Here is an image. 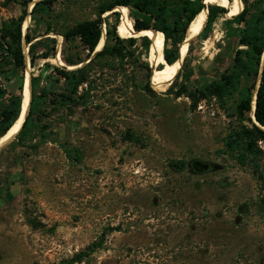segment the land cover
Masks as SVG:
<instances>
[{"label": "rangeland", "instance_id": "obj_1", "mask_svg": "<svg viewBox=\"0 0 264 264\" xmlns=\"http://www.w3.org/2000/svg\"><path fill=\"white\" fill-rule=\"evenodd\" d=\"M100 5L54 3L46 16L52 32L44 35L43 25L34 41L56 39L54 57L32 67L30 47L23 44V89L27 74H36L48 98L43 133L25 145L0 147V264H264V142L258 143L260 157L245 164L226 151L225 139L252 125L238 119L237 96L220 100L203 91L232 67L237 40L226 37L219 21L206 42L195 39L194 53L162 91L153 86V72L170 74L171 68L163 71V64L152 72L149 54L140 56L141 41L133 48L127 44L123 58L92 66L90 85L77 96L84 99L68 108L55 100L64 81L52 68L40 69L47 62L76 68L63 62L62 34L98 19ZM125 10L132 22L131 10ZM23 11L15 0H0V26ZM112 13L102 19L114 22ZM219 52L224 60L217 71L201 73L199 65L205 68ZM86 55L66 48L65 56ZM189 57L196 73L187 81ZM147 64L154 94L143 90ZM10 68L0 48L2 90L16 87L15 79L8 82ZM4 106L0 100V112ZM192 162L204 167L195 170ZM91 249L82 263L74 262Z\"/></svg>", "mask_w": 264, "mask_h": 264}, {"label": "trees", "instance_id": "obj_2", "mask_svg": "<svg viewBox=\"0 0 264 264\" xmlns=\"http://www.w3.org/2000/svg\"><path fill=\"white\" fill-rule=\"evenodd\" d=\"M20 3L23 8V15L18 19H12L4 22L0 26V48L5 51L7 65L10 66L11 78L17 84L13 91L8 89H0V100L5 101V106L0 112V138L4 136L15 124L21 114L24 93V80L27 59L23 51V44L30 47L29 56L32 67L36 65L38 59H50L54 57L56 52V39L46 37L36 42L38 29L43 25H47L44 35L52 32L51 26L47 23L46 16L51 12L54 3L57 0H41L38 1L31 12V25L26 35L23 33V25L28 16V8L34 0H15ZM204 0H101L98 8V19L93 21H84L78 23L63 33L64 44L68 49L78 50L79 48L87 51L86 58L79 56H65L66 48L62 51L63 62L69 67H78L77 69H65L51 64L44 63L43 68H39L44 72L48 68H52L58 79L64 81L63 91L55 95V100L68 108L78 105L77 98L80 89L85 85H90V73L92 66L103 58H123L125 56L126 45L135 47L138 41H141L140 56L151 55V40L148 37H140L139 39L125 31V22L121 13L116 12L119 8L130 9L133 14V28L139 34L143 35L150 31L159 33L162 40L164 67L163 71L177 63L180 59L184 40L193 20L203 10ZM231 3L232 0H226ZM244 10L236 17L223 20L225 8L219 6H209V15L197 26L193 33L189 55L195 51V39L206 41L214 32L215 26L219 21L225 35L229 39L237 40V49L235 52L233 65L219 79L210 80L209 84L203 91H211L220 100H226L237 96L236 115L239 120L251 123L252 129L242 126L239 130L234 131L225 139L226 151L230 153H238V159L245 164L249 158L258 159L262 153L258 146L260 141L264 142V65L261 76V83L257 91L255 119L258 125L252 120V98L254 96L258 78L260 76L262 61L264 57V0H242ZM120 10V9H119ZM112 13L114 22L111 17L102 16L109 12ZM228 11V10H227ZM227 16V15H226ZM121 17V22H120ZM103 22L106 25V43L100 49L95 57L92 58L103 34ZM142 33V34H140ZM39 34V33H38ZM130 37V39H125ZM41 49V54H37V50ZM135 56L136 52H129ZM219 59V55L215 56V61ZM186 59L184 68L186 79L190 81L195 75V69L192 60ZM64 66V65H63ZM147 71V81L143 86V90L147 93L154 94V90L150 85V67L145 66ZM183 68V69H184ZM182 69V70H183ZM179 76V75H178ZM39 76L31 75L32 85V101L29 115L27 116L23 128L13 141L18 144L25 145L28 141L35 140L38 135L43 133L44 124L42 117L43 107L47 103V89L38 85ZM243 82H246L243 85ZM154 86V83H153ZM155 87V86H154ZM156 88V87H155ZM174 90L168 91L172 94ZM182 93L177 92V97ZM53 100V103L56 101ZM55 101V102H54ZM251 116V118L249 117ZM131 141L134 140L132 135L128 136ZM11 143V144H13ZM185 165L184 163L182 166ZM192 168L195 170L204 167V164L192 162ZM93 249L82 252L75 257L74 262L82 263Z\"/></svg>", "mask_w": 264, "mask_h": 264}, {"label": "bare ground", "instance_id": "obj_3", "mask_svg": "<svg viewBox=\"0 0 264 264\" xmlns=\"http://www.w3.org/2000/svg\"><path fill=\"white\" fill-rule=\"evenodd\" d=\"M35 1H39V0H35ZM203 2L205 4H207L208 7L210 5H212V6H219V7L227 9L230 17H236L244 10V4H243L242 0H232L231 3L227 2L226 0H204ZM33 6H34V2H31L29 10H31L33 8ZM119 9H120V12L125 14L128 18L126 21V24H125V31L127 33H129V34H131L137 38L145 36L151 40L150 61L153 64V68H154L153 70H155L156 68L163 65L164 64V58H163V53H162L163 47H162V40H161L159 33L156 31H150V32H147L143 35H139L133 28V23L130 21V19L127 15V10H125L124 8H119ZM116 12H119V11H116ZM207 14H208L207 9L202 10V12L200 14H198L196 16V18L193 20V22L191 23L189 30L187 32L185 42L183 44L180 59L177 63H175L174 65H172L170 67L172 72L170 74L162 73V72H159L158 70L153 72V83H154V86L158 90H160V91L165 90L175 80V77L177 76V74L181 70L184 59L186 58V56L188 54L192 35H193V33L198 31L195 29L207 17ZM29 24H30V17L27 18V21L25 24V32H26ZM140 34H142V33H140ZM105 43H106V28H103V34H102L101 40L97 46L96 52H98L100 49H102L104 47ZM24 53L26 54V51H24ZM83 65L84 64H81L79 66H83ZM31 81H32L31 76L29 74H27V78L25 81V87H24V99H23V103H22L21 114H20L18 120L13 125V127L4 136H2L0 138V147L4 146L6 144H9L10 142L13 141V139L19 134V132L22 128V125L27 118L29 107H30L31 100H32ZM254 110L255 109H254V102H253L252 103L251 116H252L254 122L258 125V123L256 122L255 117H254Z\"/></svg>", "mask_w": 264, "mask_h": 264}, {"label": "water", "instance_id": "obj_4", "mask_svg": "<svg viewBox=\"0 0 264 264\" xmlns=\"http://www.w3.org/2000/svg\"><path fill=\"white\" fill-rule=\"evenodd\" d=\"M39 1H41V0H39ZM34 2V6H35V4L38 2V1H33ZM33 6V7H34ZM33 9V8H32ZM32 9L31 10H28V16L30 17V22H31V12H32ZM204 9H207L208 10V15H209V7H208V5L207 4H205L204 2H203V10ZM110 13H112L113 11H109ZM227 13H228V11L227 10H225V13H224V15H223V19L224 20H226L227 18ZM28 28H29V26H28ZM28 28H27V30H26V32L24 33V36L26 35V33H27V31H28ZM106 33H107V31H106ZM25 44V43H24ZM25 46H27L26 44H25ZM97 53H99V52H94V54H93V56H92V58L93 57H95V55L97 54ZM87 63H89V62H87ZM87 63H85L84 65H86ZM83 65V66H84ZM263 65H264V58H263V61H262V66H261V71H260V76H259V80H258V82H257V85H256V90H255V93H254V96H253V98H252V103L254 102V109H256V99H257V91H258V88H259V86H260V83H261V76H262V71H263ZM83 66H81V67H83ZM63 68H65V69H68V67H66V66H63ZM77 68H80V67H76L75 69H77ZM151 68H152V72H153V66H151ZM32 101V100H31ZM30 108H31V104H30V107H29V111H28V115H29V112H30ZM254 113H255V110H254ZM27 115V116H28ZM255 117V116H254ZM256 120V119H255ZM25 122V121H24ZM255 123V122H254ZM23 125H24V123H23ZM23 125H22V128H23ZM257 125V124H256ZM260 126V125H259ZM22 128H21V130H22ZM20 130V131H21ZM20 133V132H19ZM18 136V135H17ZM16 136V137H17ZM16 137L13 139V141L16 139Z\"/></svg>", "mask_w": 264, "mask_h": 264}, {"label": "crops", "instance_id": "obj_5", "mask_svg": "<svg viewBox=\"0 0 264 264\" xmlns=\"http://www.w3.org/2000/svg\"><path fill=\"white\" fill-rule=\"evenodd\" d=\"M204 42H206V41H204ZM216 55L217 54H215L213 57H209L208 58L207 62L204 64L205 65V68H203L202 66L199 65V71H201V73L211 74V73L217 71L218 63H220V60L223 61L224 59H223V53L222 52H219L218 53L219 59L215 61V56ZM193 67H194L195 73H196V66L193 65Z\"/></svg>", "mask_w": 264, "mask_h": 264}]
</instances>
